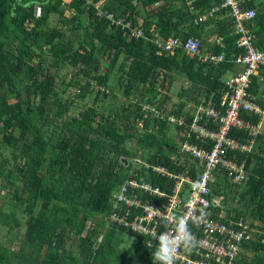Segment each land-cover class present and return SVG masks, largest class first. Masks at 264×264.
I'll list each match as a JSON object with an SVG mask.
<instances>
[{"label":"trees","instance_id":"obj_1","mask_svg":"<svg viewBox=\"0 0 264 264\" xmlns=\"http://www.w3.org/2000/svg\"><path fill=\"white\" fill-rule=\"evenodd\" d=\"M62 1L0 0V180L4 183L1 192L11 197L10 204L3 205L5 212L0 208L4 238L24 224L17 249L0 242V264H161L157 250L148 248L142 237L111 224L107 217L115 195L131 179L168 190L170 185L150 175L151 168L147 172L143 165L196 175L195 161L187 153L182 164L167 153L166 148L176 152L165 138L168 123L150 117L149 107L161 114L168 96L159 101L156 93L150 97L149 91L144 95L141 89L144 85L153 89L160 78L162 87L171 86L178 76L184 78L188 87L178 96L180 103L171 112L175 116L188 102L211 99L218 103L225 89L224 77L233 71L232 61L241 52L236 36L231 35V17L222 9L208 17L220 0L105 3L107 11L131 20L133 26L141 17L149 38L152 26L164 39L197 38L202 51L223 55V62L213 65L189 58L182 50L158 55L148 39L129 38L106 19L96 17L85 0H71L66 18ZM244 6L255 10V17L245 25L260 48L264 44V0ZM51 16L63 27L50 26ZM202 16L206 19L199 21ZM209 37L217 41L207 43ZM67 67L73 70L68 86L76 89L75 98L83 102L93 96L92 106L74 116L69 114L71 102L61 98L67 78L61 72ZM112 80L125 102L120 111L105 115L96 103L107 95L119 99L108 89ZM248 93L264 109L263 67L251 77ZM241 115L244 120L259 121L254 114ZM176 129L185 131V127ZM230 136L249 139L236 129ZM132 140L135 150L127 147ZM188 142L200 146L194 136ZM236 160L245 163L246 181L232 184L226 175H219L210 188L224 196L227 214L243 218L252 233L242 243L235 264H264V137L256 139L252 153L238 155ZM256 227L259 232H254ZM125 234L132 237V243L120 248ZM99 235L102 239L97 242Z\"/></svg>","mask_w":264,"mask_h":264},{"label":"built area","instance_id":"obj_2","mask_svg":"<svg viewBox=\"0 0 264 264\" xmlns=\"http://www.w3.org/2000/svg\"><path fill=\"white\" fill-rule=\"evenodd\" d=\"M70 1L63 0L60 4L65 17L70 16L67 8ZM106 1L93 3L85 0V6L92 8L96 17L106 19L129 38L148 39L156 47L158 55L170 56L182 50L187 57L201 63L217 65L223 62L222 54L202 51L197 38L183 41L171 36L164 39L153 26L150 29L152 37H147L141 20L136 18L137 24L133 26L131 20L107 11ZM257 1L220 0L219 7L208 14L211 17L221 9L228 12L231 35L236 36V47L241 50L232 61L235 68L230 73V79L225 81L219 102L201 99L198 104H193L194 110L188 116H163L157 112L156 117L161 121L185 127L187 138L194 136L195 141L200 142V146L188 141L184 143L178 158L182 164L187 153L195 161L196 175L190 176L188 170L173 173L164 166L143 165L146 171L151 168L150 175L155 174L163 179L165 186L170 185L168 190H161L143 179H131L115 195L107 216L111 224L142 237L146 246L155 250L159 245L158 237L162 233L176 236L178 226L183 222L194 238L195 246L189 248L181 243L173 255V264H235L242 243L252 237L245 220L228 215L224 196L212 193L210 185L219 175H226L232 184L244 183L247 177L245 163L237 162V156L252 153L256 139L264 137V109L255 104V99L248 93L251 77L260 67L264 68V44L257 47L255 34L245 25L255 17V10L244 5ZM205 19L206 16H202L199 21ZM242 113L254 114L259 121L244 120ZM187 118H190L189 123ZM232 129L244 131L249 139L231 137ZM208 144L210 147L206 149ZM141 162H144L143 159Z\"/></svg>","mask_w":264,"mask_h":264},{"label":"rangeland","instance_id":"obj_3","mask_svg":"<svg viewBox=\"0 0 264 264\" xmlns=\"http://www.w3.org/2000/svg\"><path fill=\"white\" fill-rule=\"evenodd\" d=\"M188 2H190V1H188ZM178 5L179 4H176V6H178ZM66 18H69V17H66ZM137 20L143 21L141 17H138ZM49 23H50V26L63 27L62 24L57 23L56 17H54V16L50 17ZM180 28H181V30H183V29H185V26L180 27ZM79 33H81V32H79ZM70 36H73V35H70ZM215 40H216L215 38L209 37V40L207 39V43H213V42H215ZM205 49H206V47H205ZM61 73L67 75V78L65 81L66 87L63 88V90L61 91L62 92L61 98L63 101L69 100L71 102L72 108H71L70 113H69L70 116L77 115L80 111L85 110L88 106H92L93 96L89 97V99H87L83 102L79 101L75 98V95L77 93L76 89L68 86L69 76H70V74L73 73V70L67 67V68H64ZM230 77H231L230 74H227L224 77V81H228L230 79ZM160 80H162V79L160 78ZM160 80L158 79V81L156 82V85L153 87V89H150L149 86L144 85L142 87L141 91L144 92V95L147 91H149L150 97L156 93V99H159V101H162V99L165 95L168 96L169 100L167 101V103L162 104V106H161L162 107V109L160 110L161 115H163V116L173 115L172 113L174 112V110H176L178 103H180V99L178 98V96L183 92V90L185 93V90H187V87H188V83L186 82V80H184V78L178 76L177 78L174 79V82L172 83L171 86L167 87V85H164V87H162ZM107 86H108V89H110L109 91L112 94H115L117 96V99L119 98L118 99L119 101L116 99L112 100L111 97H109V95H107L108 98H105V99H102L100 97L99 102L96 103V105H97L96 107L98 109H100L101 112L105 115L114 114L115 112L120 111L118 108L122 107L121 103L125 102L123 95L121 94V91L119 89L115 88V86H116L115 81H113V80L110 81ZM105 93L108 94L109 92H105ZM13 101L11 100L10 103H13ZM124 105H127V104L124 103ZM192 106H193V102L185 103V107L183 108L182 114H180V115H184V116H185V114L187 116L191 115V113L194 110ZM149 108H151V109H149L150 117L151 118L156 117L158 109L152 108V107H149ZM144 109L148 110V106L144 107ZM176 128H177V126L175 124H168V128L165 131V138L168 141H170V143L176 147V152L172 151L171 149L166 148L167 153L171 154V158H173V160H175L181 156L180 153L182 152L181 151L182 145L188 141V138H187L185 132L179 131ZM149 129L151 130L152 126H149ZM138 131H139V133H143L141 127H138ZM127 147L129 148V150H135V148H136L135 141L132 140L131 143L127 142ZM2 186H4V183H2L0 180V208L3 210L1 212H5L7 207L3 206V205H9L11 197L7 191L4 190L3 192H1ZM18 218L21 220L19 215H18ZM98 218L99 217H97V219ZM5 231H6V229L4 227L0 226V242L4 243L3 247L7 246L11 249H17V243L19 241H21V239L23 238L24 224H20V227L17 230H15L12 234H9V236H7L8 239L4 238V236H3ZM254 232H259L257 227L254 229ZM87 233H88V227L85 228V230L83 231L84 235H86ZM72 236L73 235L71 234V238H72ZM120 241H121L120 248H127L132 243V237L125 234V235L121 236ZM10 242H11V244H10ZM73 243H74V240L72 239L69 244L72 245ZM250 256H251V254L248 255L247 258H249Z\"/></svg>","mask_w":264,"mask_h":264},{"label":"clouds","instance_id":"obj_4","mask_svg":"<svg viewBox=\"0 0 264 264\" xmlns=\"http://www.w3.org/2000/svg\"><path fill=\"white\" fill-rule=\"evenodd\" d=\"M100 239V240H99ZM102 239L101 235L98 236L97 242ZM158 249L155 253L157 259H159L162 264H173V255L176 248L183 243L185 247H194L195 242L191 233L186 230L183 222L178 226V234L176 236H170L168 233H162L159 237Z\"/></svg>","mask_w":264,"mask_h":264},{"label":"water","instance_id":"obj_5","mask_svg":"<svg viewBox=\"0 0 264 264\" xmlns=\"http://www.w3.org/2000/svg\"><path fill=\"white\" fill-rule=\"evenodd\" d=\"M123 162H125V160L123 159Z\"/></svg>","mask_w":264,"mask_h":264}]
</instances>
